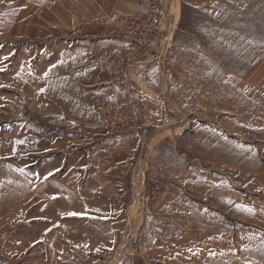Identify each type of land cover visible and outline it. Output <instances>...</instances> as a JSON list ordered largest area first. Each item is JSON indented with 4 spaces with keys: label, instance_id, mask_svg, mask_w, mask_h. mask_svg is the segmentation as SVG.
<instances>
[{
    "label": "rangeland",
    "instance_id": "1",
    "mask_svg": "<svg viewBox=\"0 0 264 264\" xmlns=\"http://www.w3.org/2000/svg\"><path fill=\"white\" fill-rule=\"evenodd\" d=\"M153 8L162 26L148 78L178 128L145 155L152 159L144 180L150 245L143 247L141 236L136 247L124 240L140 200L143 207L141 182L127 219L118 229L112 222L111 235L103 221L94 229L65 223L56 235L30 225L38 215L28 217L22 204L10 210L8 182L0 177V264H264V0H153ZM10 11L0 0L5 86ZM166 29L173 32L162 48ZM1 89L0 135L10 120ZM14 111L23 117L17 99L9 115ZM157 184L159 197L152 194Z\"/></svg>",
    "mask_w": 264,
    "mask_h": 264
},
{
    "label": "crops",
    "instance_id": "2",
    "mask_svg": "<svg viewBox=\"0 0 264 264\" xmlns=\"http://www.w3.org/2000/svg\"><path fill=\"white\" fill-rule=\"evenodd\" d=\"M140 1L8 0L7 39L13 51L6 60L7 84L0 91L5 94L1 88H6L10 120L0 135V177L8 182L10 210L22 204L28 217L38 215L29 218L32 226L63 235L65 223L94 229L103 221L101 228L111 235V223L118 229L127 219L141 182L143 222L137 237L129 238L137 203L124 240L136 247L145 236L144 180L152 168L151 156L145 155L163 138L175 137L178 128L162 110L148 78L156 46L150 45L147 57L128 71L145 99L147 132L107 137L103 130L107 113L119 104L111 64L117 49L125 46L114 21L141 17L145 8ZM17 44L24 45L22 53ZM19 61L23 73L16 70ZM16 99L24 109L20 118L16 111L9 115Z\"/></svg>",
    "mask_w": 264,
    "mask_h": 264
},
{
    "label": "built area",
    "instance_id": "3",
    "mask_svg": "<svg viewBox=\"0 0 264 264\" xmlns=\"http://www.w3.org/2000/svg\"><path fill=\"white\" fill-rule=\"evenodd\" d=\"M144 14L138 18L120 16L114 25L122 36L125 46L119 47L111 64L112 84L117 90L119 104L107 113L103 130L107 137L139 136L148 130L144 97L134 89L128 71L154 41L158 27V17L153 8V0H142ZM163 193L162 185H155L153 196Z\"/></svg>",
    "mask_w": 264,
    "mask_h": 264
},
{
    "label": "bare ground",
    "instance_id": "4",
    "mask_svg": "<svg viewBox=\"0 0 264 264\" xmlns=\"http://www.w3.org/2000/svg\"><path fill=\"white\" fill-rule=\"evenodd\" d=\"M180 11H179V7H177V11H176V15H175V20L177 21L178 20V18H179V13ZM172 32L173 31H168V29H166L165 30V35L167 36V37H165V38H163V40L162 41H160V46L162 47V48H164V40H166L170 35H172ZM169 41V40H168ZM140 200V199H139ZM139 203V202H138ZM135 211V210H134ZM137 213H136V216H135V218H134V220H133V223H132V228H131V230L129 231V235H130V237H132V238H135V237H137V235H138V232H139V230H140V228H141V225H142V222H143V207H142V201L140 200V205H139V207H138V210L136 211ZM134 214V213H133Z\"/></svg>",
    "mask_w": 264,
    "mask_h": 264
},
{
    "label": "trees",
    "instance_id": "5",
    "mask_svg": "<svg viewBox=\"0 0 264 264\" xmlns=\"http://www.w3.org/2000/svg\"><path fill=\"white\" fill-rule=\"evenodd\" d=\"M151 241H152L151 238H148V236H146V237L143 236V237H142V240H141V242L144 244V245H143V244H142V245H143V247H145V248H146L147 246L150 245ZM140 244H141V243H140Z\"/></svg>",
    "mask_w": 264,
    "mask_h": 264
},
{
    "label": "snow or ice",
    "instance_id": "6",
    "mask_svg": "<svg viewBox=\"0 0 264 264\" xmlns=\"http://www.w3.org/2000/svg\"><path fill=\"white\" fill-rule=\"evenodd\" d=\"M72 215H76L75 213H73Z\"/></svg>",
    "mask_w": 264,
    "mask_h": 264
}]
</instances>
